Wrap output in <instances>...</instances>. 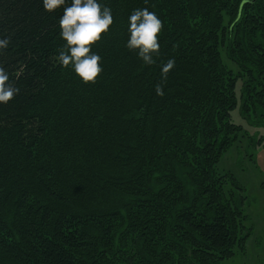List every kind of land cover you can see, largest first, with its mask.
<instances>
[{
    "label": "trees",
    "instance_id": "16d2710c",
    "mask_svg": "<svg viewBox=\"0 0 264 264\" xmlns=\"http://www.w3.org/2000/svg\"><path fill=\"white\" fill-rule=\"evenodd\" d=\"M103 2L102 71L84 82L56 60L62 8L0 0V63L20 89L0 104V264H222L251 233L218 163L238 104L264 123V0ZM142 7L162 21L151 65L125 47Z\"/></svg>",
    "mask_w": 264,
    "mask_h": 264
},
{
    "label": "clouds",
    "instance_id": "9594fccd",
    "mask_svg": "<svg viewBox=\"0 0 264 264\" xmlns=\"http://www.w3.org/2000/svg\"><path fill=\"white\" fill-rule=\"evenodd\" d=\"M40 3L46 12L62 8L58 34L64 44L56 56L59 65L70 68L84 82H94L102 71V65L101 56L91 51V47L112 25V9L103 0H40ZM161 29L162 21L155 12L147 7L134 8L127 17L125 47L134 50L145 65H151L159 53L158 34ZM9 43L8 36L0 33V55L9 48ZM174 64V59L168 58L161 65L162 77H166ZM19 91L0 63V104L8 103ZM155 92L163 95L160 84L155 85Z\"/></svg>",
    "mask_w": 264,
    "mask_h": 264
},
{
    "label": "rangeland",
    "instance_id": "374dc122",
    "mask_svg": "<svg viewBox=\"0 0 264 264\" xmlns=\"http://www.w3.org/2000/svg\"><path fill=\"white\" fill-rule=\"evenodd\" d=\"M239 86L240 81L238 89ZM232 120L241 124L242 130L222 154L218 169L232 173L243 187L241 193L246 196L243 208L247 216L244 223L248 228L251 226V233L244 248L236 247L234 257L222 264H264V123L251 124L240 113L239 104L232 111Z\"/></svg>",
    "mask_w": 264,
    "mask_h": 264
}]
</instances>
